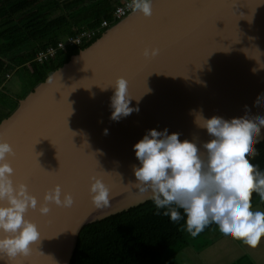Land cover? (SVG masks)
Wrapping results in <instances>:
<instances>
[{"label": "water", "instance_id": "95a60500", "mask_svg": "<svg viewBox=\"0 0 264 264\" xmlns=\"http://www.w3.org/2000/svg\"><path fill=\"white\" fill-rule=\"evenodd\" d=\"M146 47L157 55H142ZM260 64L264 0H153L150 16L131 11L71 55L0 120V138L13 149L7 159L14 183H25L38 201L58 183L74 199L69 208L50 204L46 216L29 209L41 238L28 256L5 258L7 264H69L84 225L149 200L132 173V145L146 130L167 128L199 146L210 137L196 127L192 110L230 119L244 116L247 106L251 116L264 115L256 107L264 96ZM117 76L140 98L129 105L138 111L114 121L109 86ZM93 175L109 189L107 205L89 198Z\"/></svg>", "mask_w": 264, "mask_h": 264}, {"label": "clouds", "instance_id": "9594fccd", "mask_svg": "<svg viewBox=\"0 0 264 264\" xmlns=\"http://www.w3.org/2000/svg\"><path fill=\"white\" fill-rule=\"evenodd\" d=\"M152 2L130 0L129 7L147 17L152 13ZM157 52L154 47H146L142 55L155 56ZM126 85V80L117 76L109 86V118L114 121L138 111L129 105L130 100L140 97H131ZM256 107H264V96L257 99ZM71 111L70 107L68 116ZM192 111L194 124L210 138L198 146L196 139H180V133H170L167 128L146 130L132 145L138 160V165L132 166L134 185L141 193H147L157 209H165L163 215L171 221L183 218L191 236L215 224L223 236L255 247L264 236V211L253 210L251 196L256 192L264 200V171L251 163L250 157L255 154L254 145L264 129V115L251 116L247 106L244 116L230 119L218 115L205 117L202 111ZM103 131L107 133V129ZM11 155V145L0 138V261L6 264L18 255L28 256L31 245L41 238L37 225L25 215L29 209L46 216L50 204L69 208L74 203L73 195L62 191L58 183L46 189L39 201L25 183H14L13 168L7 159ZM89 181L87 191L92 204L107 205L109 189L102 177L93 175Z\"/></svg>", "mask_w": 264, "mask_h": 264}, {"label": "trees", "instance_id": "16d2710c", "mask_svg": "<svg viewBox=\"0 0 264 264\" xmlns=\"http://www.w3.org/2000/svg\"><path fill=\"white\" fill-rule=\"evenodd\" d=\"M118 4L117 0H0V83L6 74L19 72L16 67L24 69L28 65L32 83L19 96L24 97L71 55L115 24L118 19L113 18V12ZM103 20L108 25L95 37L79 45L67 44L69 37L83 29L97 28ZM57 42H64V47L54 57L36 62L38 50L56 46ZM1 102H6L8 107L1 110L0 120L17 106L16 101L8 102L0 92ZM254 148L250 162L264 171V139ZM251 205L264 207V200L253 192ZM164 211L149 199L84 225L69 264H176V256L188 244L190 234L186 232L183 218L171 221L163 215ZM216 229L215 224H209L199 234Z\"/></svg>", "mask_w": 264, "mask_h": 264}, {"label": "crops", "instance_id": "0c3cea01", "mask_svg": "<svg viewBox=\"0 0 264 264\" xmlns=\"http://www.w3.org/2000/svg\"><path fill=\"white\" fill-rule=\"evenodd\" d=\"M121 1L117 0L118 3ZM27 68L28 65L24 69L16 67L19 72L9 73L8 77L4 76L1 80L0 92L8 102H17L21 99L19 97L21 93L32 83V73ZM23 73L27 75L26 78ZM1 104L0 111L8 107L6 102ZM252 208L264 211L263 206L257 205ZM175 261L176 264H264V236L255 247H251L242 240L223 236L218 229L198 234L190 238L188 244L177 254Z\"/></svg>", "mask_w": 264, "mask_h": 264}, {"label": "built area", "instance_id": "2783aa9c", "mask_svg": "<svg viewBox=\"0 0 264 264\" xmlns=\"http://www.w3.org/2000/svg\"><path fill=\"white\" fill-rule=\"evenodd\" d=\"M130 0H122L114 9L113 12V18L120 20L121 18L128 15L132 10L129 7ZM108 22L106 20H103L99 27L94 29H83L80 32H78L76 35L71 36L67 39V44H75L79 45L83 43L84 41H87L88 39L92 38L100 31V29H103L107 27ZM64 47V42H57L56 46L49 45L45 47L44 49H40L35 54V60L36 62H42L49 57H54L56 52ZM9 75L6 74V77Z\"/></svg>", "mask_w": 264, "mask_h": 264}, {"label": "snow or ice", "instance_id": "6c2138e0", "mask_svg": "<svg viewBox=\"0 0 264 264\" xmlns=\"http://www.w3.org/2000/svg\"><path fill=\"white\" fill-rule=\"evenodd\" d=\"M29 154H30V157H32V153L30 152ZM40 175H42V176H46V175H49V173H48V171H45L44 169L41 168V173H40Z\"/></svg>", "mask_w": 264, "mask_h": 264}, {"label": "rangeland", "instance_id": "374dc122", "mask_svg": "<svg viewBox=\"0 0 264 264\" xmlns=\"http://www.w3.org/2000/svg\"><path fill=\"white\" fill-rule=\"evenodd\" d=\"M24 75V77L26 78L27 77V75L25 74V73H23ZM0 113H1V111H0ZM187 232V231H186ZM189 237L191 238L192 236L191 235H189Z\"/></svg>", "mask_w": 264, "mask_h": 264}]
</instances>
